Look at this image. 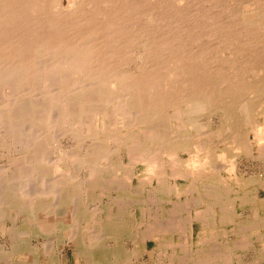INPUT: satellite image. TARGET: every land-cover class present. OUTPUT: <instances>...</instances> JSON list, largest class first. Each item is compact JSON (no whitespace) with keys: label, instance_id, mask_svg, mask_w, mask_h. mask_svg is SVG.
<instances>
[{"label":"bare ground","instance_id":"6f19581e","mask_svg":"<svg viewBox=\"0 0 264 264\" xmlns=\"http://www.w3.org/2000/svg\"><path fill=\"white\" fill-rule=\"evenodd\" d=\"M238 148L264 160V0H0V264H264Z\"/></svg>","mask_w":264,"mask_h":264},{"label":"rangeland","instance_id":"374dc122","mask_svg":"<svg viewBox=\"0 0 264 264\" xmlns=\"http://www.w3.org/2000/svg\"><path fill=\"white\" fill-rule=\"evenodd\" d=\"M214 117H216L215 119H217L218 118V116H214ZM200 119L203 121V120H206V118H205V116L203 115V116H201L200 117ZM214 119V118H213ZM67 139L68 138H66V139H62V142L65 144L66 142H67ZM197 138H195V140H194V142H197L198 141V139L196 140ZM220 144H218V145H216V146H218V147H220L219 146ZM211 147H215V145H211ZM238 149H240L239 150V153H238V151H236V150H238ZM238 149H236V150H234V151H232L233 152V159H234V161H236V163H235V165H236V168L238 169V173H239V171L241 172V171H243V170H251V169H253V168H262V167H264V160H261V159H259V158H254L253 156H246L245 155V153H243V150L241 149V148H238ZM241 151V152H240ZM235 152V153H234ZM242 153V154H241ZM186 154L187 153H184V152H179V154H178V156H179V158H182V159H184L185 157H186ZM240 157H239V156ZM236 156H238V157H236ZM254 159V160H253ZM245 160V161H244ZM3 160L2 159H0V163L2 164V163H5V161L6 160H4L3 162H2ZM253 162V163H252ZM256 163V164H255ZM252 164V165H251ZM258 164H259V167H257L258 166ZM248 165V166H247ZM238 166V167H237ZM251 166H253V167H251ZM256 166V167H255ZM243 167H244V169H243ZM241 169V170H240ZM95 192H98V190H96ZM260 193H261V195H263V191L261 190L260 191ZM264 207H260L259 208V210H260V213L262 214V215H264V209H263ZM4 237H2L1 236V234H0V250L4 247V239H3ZM6 239V238H5ZM36 239V240H35ZM41 240V237H37V238H34L33 240H32V243H36V241H40ZM2 242V243H1ZM153 244H151V246H152ZM71 246L70 245H66V246H64L62 249H61V251H62V253H67V254H69L70 255V253H71ZM150 249V248H149ZM143 250V251H142ZM141 253H142V257H139L138 256V254L135 256V258H134V264H135V262H136V264H138L139 262H140V260H144L145 262H148L147 261V259H149L150 260V258H149V256H150V250H148L147 252H144V245H142L141 244ZM140 253V254H141ZM145 254H147V255H145ZM132 258V259H133ZM137 258H140V260L138 261L137 260ZM146 258V259H145ZM137 260V261H136ZM149 264H151V262L149 263Z\"/></svg>","mask_w":264,"mask_h":264}]
</instances>
